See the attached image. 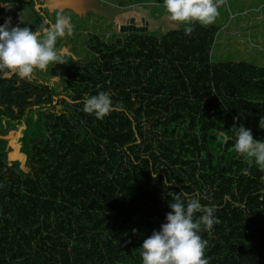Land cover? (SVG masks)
Instances as JSON below:
<instances>
[{
    "label": "trees",
    "instance_id": "16d2710c",
    "mask_svg": "<svg viewBox=\"0 0 264 264\" xmlns=\"http://www.w3.org/2000/svg\"><path fill=\"white\" fill-rule=\"evenodd\" d=\"M3 2L0 24L54 22L37 0ZM191 27L88 33L90 59L65 66L62 89L39 72L0 79V126L38 111L44 128L21 166L0 157V264H142L143 240L181 191L216 209L200 233L208 264H264V171L228 133L239 117L264 139V62L214 61L220 27ZM109 90L117 110L83 111L85 96Z\"/></svg>",
    "mask_w": 264,
    "mask_h": 264
},
{
    "label": "clouds",
    "instance_id": "9594fccd",
    "mask_svg": "<svg viewBox=\"0 0 264 264\" xmlns=\"http://www.w3.org/2000/svg\"><path fill=\"white\" fill-rule=\"evenodd\" d=\"M223 2L162 0V7L171 21L185 25L184 31L188 35L193 31L192 24L214 23ZM0 5L8 7L3 0H0ZM72 31L70 17L62 14H57L54 22L45 19L35 30L26 25L13 26L11 18L6 19L0 24V79L17 77L31 82L37 71L44 72L53 63L63 64V50L56 47V42L71 35ZM112 95L109 90L85 96L83 111L96 119H104L120 107L114 104ZM238 119L233 118V126L228 132L231 143L249 166L254 164L264 171V139H254L250 128L237 125ZM258 128L264 130V114L259 117ZM242 173L247 175L248 170L242 169ZM201 199L196 195L189 197L184 191L172 197L165 222L159 230H153L139 248L142 264H208L205 257L207 241L200 233L211 231L219 220L214 215L216 209L202 204Z\"/></svg>",
    "mask_w": 264,
    "mask_h": 264
},
{
    "label": "rangeland",
    "instance_id": "374dc122",
    "mask_svg": "<svg viewBox=\"0 0 264 264\" xmlns=\"http://www.w3.org/2000/svg\"><path fill=\"white\" fill-rule=\"evenodd\" d=\"M37 1L48 7V15L53 21L57 14L71 19V35L59 38L56 42V47L63 50V64L53 63L46 71H37L44 77L55 79L59 89L64 86L65 66L90 59V54L85 52L88 33L112 41L131 32L159 37L185 27L168 18L162 0ZM218 11L219 15L211 24L220 27L213 60H245L262 65L264 0H224ZM7 14L13 16L15 11L10 9ZM129 25L134 26L133 29L127 28ZM43 136L44 128L38 111L31 113L22 125L4 123L0 126V157L15 161L14 167H19L27 160L30 145Z\"/></svg>",
    "mask_w": 264,
    "mask_h": 264
},
{
    "label": "crops",
    "instance_id": "0c3cea01",
    "mask_svg": "<svg viewBox=\"0 0 264 264\" xmlns=\"http://www.w3.org/2000/svg\"><path fill=\"white\" fill-rule=\"evenodd\" d=\"M253 63V62H252Z\"/></svg>",
    "mask_w": 264,
    "mask_h": 264
}]
</instances>
